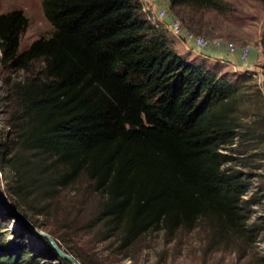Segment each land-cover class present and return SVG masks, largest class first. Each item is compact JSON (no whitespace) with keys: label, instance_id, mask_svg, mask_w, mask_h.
Masks as SVG:
<instances>
[{"label":"trees","instance_id":"trees-1","mask_svg":"<svg viewBox=\"0 0 264 264\" xmlns=\"http://www.w3.org/2000/svg\"><path fill=\"white\" fill-rule=\"evenodd\" d=\"M41 1L53 33L23 52L25 16L0 11L2 59L44 62L14 85V155L2 156L0 142V173L18 200L49 198L87 174L103 198L101 219L125 244L153 229L191 230L204 218L219 233H245L249 186L221 151L236 138L240 85L180 54L142 0ZM0 264L36 263L16 246Z\"/></svg>","mask_w":264,"mask_h":264},{"label":"rangeland","instance_id":"rangeland-1","mask_svg":"<svg viewBox=\"0 0 264 264\" xmlns=\"http://www.w3.org/2000/svg\"><path fill=\"white\" fill-rule=\"evenodd\" d=\"M142 1L144 7L149 5L148 0ZM162 8L168 10L164 29L175 49L184 40L172 34L169 24L174 20L180 21L183 33L194 32L207 38L209 49L217 54L228 56L229 52L226 46L217 48L211 44L216 38L236 45L232 58L225 62L216 60V56L199 59L240 85L233 112L236 138L234 144L221 151L231 157L226 166L241 172L249 186L243 196L250 213L244 227L247 230L243 234H222L218 230L221 228L204 218L191 230L180 228L171 234L153 229L134 243L125 244L121 231L113 230L101 219L103 198L87 174L49 198L32 195L20 202L12 193L9 174L6 179L0 173V255L17 246L36 264H69L48 235L81 264H264V0H219L216 7H172L170 0H162L152 6L155 11ZM9 10L21 12L26 19L20 52L36 39L53 33L41 0L0 2V11ZM245 45L251 51L242 60L240 53ZM2 58L0 49V142L6 148L2 156L10 158L14 155L15 134L9 121L19 104L14 85L40 74L44 62L36 60L22 67ZM240 62H248L249 68H242Z\"/></svg>","mask_w":264,"mask_h":264},{"label":"built area","instance_id":"built-area-1","mask_svg":"<svg viewBox=\"0 0 264 264\" xmlns=\"http://www.w3.org/2000/svg\"><path fill=\"white\" fill-rule=\"evenodd\" d=\"M149 5L145 6L143 8L144 12L146 13L147 17L153 21L158 23V25H162L163 27L166 25H163L164 23L161 22V20H164V18L167 16L168 10L165 8H162L158 11H155L152 9V6L155 4H158L162 0H148ZM170 30L172 34L178 38H183L185 45L190 49L195 47L199 51V53L205 57H208L206 55V51L210 47V41L205 38L202 35H197L194 32H187L183 33L182 31V26L179 20H174L170 24ZM211 44L214 47L221 48L222 46H226L229 54H234L236 51V45L234 42H228L227 44L221 39V38H216L214 39ZM251 48L250 46L245 45L242 50H241V55L240 58L242 60H245L249 54H250ZM216 60H219L221 62H225V60L221 57H216Z\"/></svg>","mask_w":264,"mask_h":264},{"label":"crops","instance_id":"crops-1","mask_svg":"<svg viewBox=\"0 0 264 264\" xmlns=\"http://www.w3.org/2000/svg\"><path fill=\"white\" fill-rule=\"evenodd\" d=\"M161 22L164 23L163 25L166 24L165 19H164V20H161ZM183 43H184V42H183ZM183 43L181 42V46H179V47L176 48V50H177L180 54H187V55H189V57H190L191 59L199 58L200 56L205 57V56L201 55V54L199 53V51H198L197 49H195V48L193 49V50L195 51V53H192V54H191V52H189V51L192 50V48L189 49V48L185 45V43H184V47H185L186 49L183 50ZM209 52H211V53H209ZM205 53H206V55L208 56V57H205V58H211V57L216 56V57H221V58H223L225 61L230 60V59L232 58V57H231V54H229L228 56H226V55H222V54H217V52H216L215 50H210V49H208ZM227 54H228V52H227ZM232 60H233V59H232ZM240 66H241L242 68H249V67H248V66H249V63H248V62H240Z\"/></svg>","mask_w":264,"mask_h":264},{"label":"water","instance_id":"water-1","mask_svg":"<svg viewBox=\"0 0 264 264\" xmlns=\"http://www.w3.org/2000/svg\"><path fill=\"white\" fill-rule=\"evenodd\" d=\"M15 214L22 219L23 221L26 222V219L23 215H21L20 213H18L17 211H15ZM27 223V222H26ZM51 243L53 244V246L55 247V249L58 251V253L65 259L69 260L72 264H81L77 259H75L74 257H72L71 255L67 254L66 252H64L63 250L60 249V247L56 244V242L54 241V239L48 235H46Z\"/></svg>","mask_w":264,"mask_h":264},{"label":"bare ground","instance_id":"bare-ground-1","mask_svg":"<svg viewBox=\"0 0 264 264\" xmlns=\"http://www.w3.org/2000/svg\"><path fill=\"white\" fill-rule=\"evenodd\" d=\"M9 2V1H11V0H0V2L2 3V4H5V2ZM12 1H17L19 4H23L24 2H26V0H12Z\"/></svg>","mask_w":264,"mask_h":264}]
</instances>
